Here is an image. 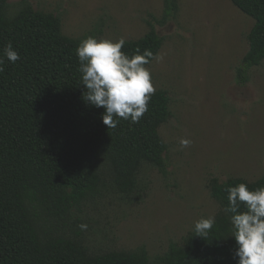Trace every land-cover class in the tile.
<instances>
[{
	"label": "trees",
	"instance_id": "trees-1",
	"mask_svg": "<svg viewBox=\"0 0 264 264\" xmlns=\"http://www.w3.org/2000/svg\"><path fill=\"white\" fill-rule=\"evenodd\" d=\"M254 23L247 34L245 67L264 61V0H231ZM175 8V1L171 0ZM0 0V57L11 43L20 59L6 58L0 72V264H237L231 236L229 186H264V174L209 180L220 206L206 237L193 228L181 244L170 243L150 257L144 246L91 252L84 244L82 218L75 215L108 189L128 194L147 167L164 173L166 143L158 129L170 116L169 96L156 89L138 123L120 120L116 128L102 122V107L84 99L76 48L80 38L61 31L58 15L23 1L8 13ZM122 51L137 48L157 54L163 43L153 25ZM152 61V60H151ZM147 66V65H146ZM238 70V76L241 77ZM243 208V206H242Z\"/></svg>",
	"mask_w": 264,
	"mask_h": 264
},
{
	"label": "rangeland",
	"instance_id": "rangeland-1",
	"mask_svg": "<svg viewBox=\"0 0 264 264\" xmlns=\"http://www.w3.org/2000/svg\"><path fill=\"white\" fill-rule=\"evenodd\" d=\"M23 1L58 15L61 31L82 41L136 39L150 25L163 38V59L146 67L155 90L169 96L170 116L158 129L166 171L147 166L132 192L108 189L80 206L91 252L144 246L150 257L161 254L219 211L212 177L264 174V61L242 62L254 20L231 0H174L175 8L171 0H8V13ZM181 138L191 143L182 148Z\"/></svg>",
	"mask_w": 264,
	"mask_h": 264
},
{
	"label": "clouds",
	"instance_id": "clouds-1",
	"mask_svg": "<svg viewBox=\"0 0 264 264\" xmlns=\"http://www.w3.org/2000/svg\"><path fill=\"white\" fill-rule=\"evenodd\" d=\"M126 40L97 39L89 36L76 48L81 73V84L86 87L84 99L96 108H103L102 122L116 128L120 120L138 123L145 112L155 88L151 70L146 67L151 60L159 62L163 56L150 49L142 53L137 48L129 56L121 49ZM5 58L15 63L20 59L11 43L5 45L0 57V72ZM191 141L181 138L182 148ZM228 205L224 213L231 214V236L235 238L237 264H264V186L250 189L246 183L229 186ZM243 206V208H242ZM216 224L215 215L201 217L194 223L195 235L206 237ZM82 230L87 224H80Z\"/></svg>",
	"mask_w": 264,
	"mask_h": 264
}]
</instances>
